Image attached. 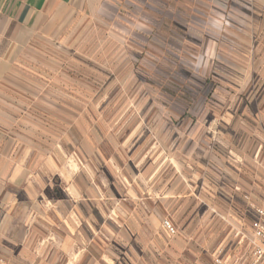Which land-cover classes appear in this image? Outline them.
<instances>
[{
  "label": "crops",
  "instance_id": "obj_1",
  "mask_svg": "<svg viewBox=\"0 0 264 264\" xmlns=\"http://www.w3.org/2000/svg\"><path fill=\"white\" fill-rule=\"evenodd\" d=\"M220 1L189 0L174 20V56L199 63L166 154L159 139L137 147L144 126L102 118L99 84H54L28 66L38 40L118 0H0V264H215L219 248L250 264L252 205L264 206V0ZM161 123L147 121L164 140Z\"/></svg>",
  "mask_w": 264,
  "mask_h": 264
},
{
  "label": "rangeland",
  "instance_id": "obj_2",
  "mask_svg": "<svg viewBox=\"0 0 264 264\" xmlns=\"http://www.w3.org/2000/svg\"><path fill=\"white\" fill-rule=\"evenodd\" d=\"M212 1L214 6L220 4ZM234 2L252 9L248 2ZM117 7L85 24L79 22L81 26L70 27L62 35L38 40L29 49L36 60L28 66L37 68L42 77L51 76L54 84H99L95 99L100 96L102 118L106 122L129 119L133 127L144 126L147 141L139 140L137 147H155L159 139L169 154L175 142L172 131H178L177 121L188 115L189 69L199 63V59L174 56L177 43L172 32L178 30L174 20L188 18L189 0H118ZM212 14L214 18L216 13ZM152 117L163 119L158 126L164 140L157 138V125L153 129L147 124ZM142 157L134 153V164Z\"/></svg>",
  "mask_w": 264,
  "mask_h": 264
},
{
  "label": "built area",
  "instance_id": "obj_3",
  "mask_svg": "<svg viewBox=\"0 0 264 264\" xmlns=\"http://www.w3.org/2000/svg\"><path fill=\"white\" fill-rule=\"evenodd\" d=\"M252 209L250 264H264V206L252 205ZM162 223L169 233L175 232V227L168 219H164ZM242 236V233H240V238ZM214 262L215 264H238L237 258L232 253H226L223 248L216 250Z\"/></svg>",
  "mask_w": 264,
  "mask_h": 264
}]
</instances>
